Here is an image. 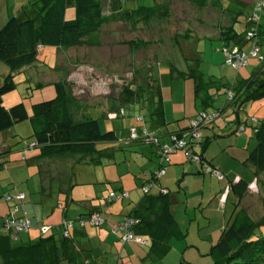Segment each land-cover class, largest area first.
I'll list each match as a JSON object with an SVG mask.
<instances>
[{"label": "trees", "instance_id": "trees-1", "mask_svg": "<svg viewBox=\"0 0 264 264\" xmlns=\"http://www.w3.org/2000/svg\"><path fill=\"white\" fill-rule=\"evenodd\" d=\"M110 1H113L117 7H121L119 0ZM188 1L198 7H205L209 2V0ZM260 3H262L260 0H253L250 10L246 11L242 8L245 12H239L238 10L241 8L238 7L236 17L238 18L239 14L241 16L243 14V17L246 18V21H243V23L245 22L243 31L238 32L234 26L237 22L236 17L230 26L219 28L221 41L219 50L223 59L219 65L221 73L217 78H209L203 82V73L195 66V61L198 58H191L187 55L185 58L190 61V64L187 65V71H176L174 68L171 71L174 78H181L182 81L192 79L194 94L199 97V94L203 93L202 105H211L213 110L210 112L203 110L204 108L198 110L189 118L185 128L167 134L168 141L162 140L160 136L148 130L141 122L142 116H133V125L127 128L128 135L126 137L130 142L140 141L142 144L154 145V152L159 159V167L155 172L147 173L148 177L142 181L140 186L142 196L129 213L123 219L110 225L109 231L118 235L123 243L132 242L147 247V254L152 253L157 257H162L171 248L170 241L176 236L175 231L177 232L176 221L171 210V198L165 188L161 187L157 194L150 193V191L154 186L159 187L158 179L165 174L166 162L169 161V156L172 153L181 151L186 160L199 163L203 173L218 179L225 177L220 169L206 163L202 153L198 152L205 146L201 131L210 127V124L215 122L222 112L233 110L236 119L224 121V123L230 128L233 126L232 124L236 123L235 131L231 132L234 134L243 132L245 130L244 123L249 120L255 145L241 163L249 162L257 172L264 173V116L258 117L252 114L247 116L243 123L241 120L238 122L239 111L244 104L264 98V50H261L264 49V21H260L264 14V5ZM28 6L29 9L21 7L18 13L9 16L0 26V61L9 68L8 74L0 81V132L9 129L18 122L27 121L31 133L25 138L21 137L15 143V145L23 143V153L37 148L42 157L80 155V159H85L96 153L99 154L100 148H97L95 144L112 141L117 135L113 129L102 131L98 119L90 116L76 122L72 120L70 114L72 98L68 94L64 79L54 82L55 95L53 97L34 102L29 108L23 102H17L6 108L3 105V96L15 87L12 77L23 72V67L38 61L39 51L43 47L97 46L99 44L98 32L103 22L102 0H75L74 16L70 19L64 18L65 0H35L28 3ZM151 9L152 7L139 6L136 9L122 8V11L129 17L136 13L148 18ZM177 43H180L179 40ZM134 44L140 43L137 41L129 42L131 47ZM246 45L248 46L245 49ZM254 45L257 47V51L252 56L250 52ZM184 47L180 44L182 51H184ZM231 53H234L231 60H235L237 55L244 54L245 63L237 67L227 64ZM249 59L255 61L254 69L249 76L240 79L235 77L231 82H225V69L231 68L238 72L248 65ZM223 77L225 78L224 82L222 81ZM147 83L150 82L147 81ZM132 87L131 89V85H129L126 88L131 92L130 95L124 94L127 101H133L134 97L140 95V90L144 88L143 86H139L140 88ZM209 90H213V93H209ZM215 101L218 102L216 107L212 105ZM119 112L122 114L121 116H125L123 110L120 109L115 117L120 115ZM203 114L207 115V118L204 119ZM158 115L162 119L161 113ZM192 121H195L196 127L191 124ZM132 129L135 131L134 137L131 136ZM227 131L230 129L227 128ZM196 133L199 137L194 136ZM180 142L182 144L176 146ZM13 147L0 152V170ZM194 155L199 156L198 162L193 160ZM88 160L92 163L98 162L99 159L90 157ZM206 166L216 169L221 177L205 172ZM161 169H164V173L158 174ZM232 181L227 182L228 189L232 194H235L237 200L234 201L235 208L231 216L221 229L216 244L212 247V250L217 254L212 264H264V234L256 232V227L264 226V216L256 220L240 204L241 196L249 183L234 185ZM237 181L235 180V184ZM260 181L263 182L264 186V180ZM237 186H243L240 192L236 190ZM17 192L19 191H8L2 195L3 200L10 204V211L2 218L1 225L2 235L0 237L3 239L1 240L0 255L4 264H60L62 261L70 262L76 257V252L72 250L74 244L71 242L70 229L83 227L85 224L90 225L88 218L93 213H98L102 222L99 225L91 226L99 228L105 223V218L100 210H89L85 212V215L63 219L57 225L39 222L35 228L40 229V225H46L49 228L45 233L40 231L41 236L36 240L27 244L12 246L10 239L17 238L20 233L26 232L33 226L31 220L27 218L30 221L27 230L19 232L15 237L4 232V220L7 216L26 218L16 214L18 206L25 196L17 203L5 200L7 194ZM124 192L127 193L126 197L114 201L128 198V191ZM16 205L17 210H14ZM129 220H132L133 224L128 230L133 236L140 237L143 243L122 239L123 232L120 230V226ZM64 221H70L71 226L65 228ZM54 228L60 231L58 238L54 234L46 235ZM65 231L68 233L67 236H64Z\"/></svg>", "mask_w": 264, "mask_h": 264}, {"label": "rangeland", "instance_id": "rangeland-1", "mask_svg": "<svg viewBox=\"0 0 264 264\" xmlns=\"http://www.w3.org/2000/svg\"><path fill=\"white\" fill-rule=\"evenodd\" d=\"M119 1V5L123 9L152 6L150 16L145 18L142 14L133 13L129 17L119 10L113 1L102 0L103 22L98 32L99 44L97 46H83L74 50L56 51L55 56L54 52L50 50L52 46L43 47L39 51L38 61H36L41 66H33L34 64L28 65L30 68L25 66L23 72L17 73L12 77L15 82L14 89L3 96V105L6 108L17 102H23L29 108L34 102L53 97L55 95L54 82L64 79L68 94L72 98L70 109L75 122L85 109L88 116L98 119L102 131L114 126L116 138L107 143L95 144L97 148L102 149L99 162L97 163L76 162L68 166L67 162L66 166L63 167L64 170L62 168L56 170L53 166H48L49 170L38 172L36 168L33 169L32 163L26 164V162H22L23 153L15 151L10 154V160L3 163L0 170V190L6 191L7 189H12L17 191L18 189H23L28 195L26 188L30 189L31 195L38 198V200L43 199V197L45 198L46 203L44 204L43 213L48 214L52 219L54 218V214L50 212L51 205H53L52 201L54 202L57 197L64 200L65 193L61 192V187H64L69 178L71 183H75L72 190L76 194V198H83V194L78 191L81 188L85 189L89 184L95 188L100 187L103 195L105 192L106 195L112 191L118 193L120 190L128 191L130 196L136 193L141 195L142 193L140 186L142 181L148 176L141 174L140 169L134 170L141 162L136 156L139 155V152H147V150L150 156L153 155L152 151L155 150V146L147 143L142 144L140 141L130 142L128 137L125 136L124 121L126 118L121 116L122 114L113 119L101 117V109L98 105L100 102L102 104L105 101L103 100L104 97L110 96L121 103L122 107L117 108L116 112L120 108H123L126 110L125 115L148 117L146 116V105L149 106L152 101L154 94L152 90H147L145 87L142 88L140 90L141 93L139 92L140 95L138 94L136 98L134 97L133 101L123 100L120 96L124 97V94H131L130 90H126L129 85L140 88L147 81L157 85L160 75L161 83L171 85L177 82L180 83L181 87V79H172V76L165 74V71H169L166 57L174 59L177 57L176 53L175 56L170 53L172 50L176 51V47H179L176 44L188 45L190 55L187 56L198 58L195 61V66L203 73V82L209 78L215 79L220 74V72H216V64H218L216 61L218 57L223 58L219 50L220 41H216L212 37H205L211 28H216V26L210 27L206 23L207 18L205 15L208 14L215 20L219 15L217 10L210 6L200 9V7L188 0ZM209 2L216 4L217 0H209ZM219 2H224L226 8L230 10L236 11L238 8L236 0H219ZM20 3V1L14 2L13 0H9L6 7L5 0H0V21H6L9 16L14 15L16 10L19 9ZM8 7L11 10L10 15L7 13ZM70 10H74V7L66 8L67 12ZM242 16L244 15L242 14ZM220 17H222L221 14ZM238 23L243 25L240 21H237L235 23L236 27ZM177 40L180 43H177ZM130 41H137L140 44H134L131 47L129 45ZM261 50L263 51L264 49L262 48ZM251 61L253 62L254 60L249 59L248 64ZM42 65L49 66L51 69L43 68ZM234 71H232L230 78L234 74ZM8 72L9 68L0 61V81ZM236 75L238 79L241 78L239 73H236ZM149 77V80L152 81L148 80ZM224 80L225 78L223 77L222 81L224 82ZM184 82L190 85V87L193 84L192 79H185ZM132 86L131 89L133 88ZM187 93L188 104L192 106L195 95H191L190 90ZM7 95H10L9 97H12V99L8 101L5 98ZM75 98L84 101H79L78 99L75 101ZM202 98H204L203 93H200L199 97H196V108L198 110L203 108L201 105ZM98 99L100 102H98ZM91 102H93L94 106L91 105ZM80 104L83 108L79 106ZM216 106H218V102L215 103ZM210 109L212 108H209L207 112H210ZM249 110L256 112V115L264 116V98L244 104L239 111L240 120L253 114ZM233 119H236V116L231 109L222 112L215 122L219 120V123H222V127L225 128L224 121L228 122ZM16 125H18L16 128L20 130V137L25 138L29 136L31 130L27 121L18 122ZM221 128L217 126L214 133H217L218 140L223 141L226 139V135H224L226 132H223ZM247 130H250V127H247ZM216 140L210 141L209 145L211 144V146L216 147ZM32 151L37 154L39 152L37 148L30 150V152ZM168 162L166 163L168 164ZM19 165H21L23 172L18 168ZM48 173L53 175V177H48ZM65 174H68L69 177L66 178ZM41 178L44 179L43 186H40ZM262 179L264 180V176ZM225 181L228 187L227 180ZM49 183L52 189V198L45 196L48 192ZM254 190L247 197H251L253 194L255 202L253 203L252 200L246 197L243 200V204L245 207L249 204L247 210L254 219L258 220L264 216V186L260 187L261 191L259 193ZM0 199L2 200L3 197L1 196ZM214 201L212 200L211 207ZM124 202L125 204L127 203L126 205H130L128 198H125ZM83 204L84 201L78 200L76 203H72V206L79 208ZM54 206L56 207L57 203ZM41 207L42 201H39L37 210L39 211ZM196 208L200 209V207ZM58 209V207L55 208V210ZM194 210L190 209V218L192 219L190 221L186 219L184 222L183 236L171 239V248L165 255L157 257L149 253L148 257L144 260L134 258L135 263L133 264H212L217 254L212 250V244H210L209 239L213 237L214 233L202 227L203 222L201 221L200 227L196 226L195 223L199 221L193 217V213L197 215ZM182 212L180 209L178 218H181L183 223ZM32 228L38 231L39 235L37 237H39L41 235L40 229ZM256 232L264 234V226L256 227ZM17 240L18 238L12 240L14 246L20 244ZM192 241H196V243L191 245ZM141 248L143 250L147 249V247ZM111 256L113 258L109 264L128 263L125 259L120 261L118 253L114 254L113 252ZM94 260L99 262L100 257L96 255Z\"/></svg>", "mask_w": 264, "mask_h": 264}, {"label": "crops", "instance_id": "crops-1", "mask_svg": "<svg viewBox=\"0 0 264 264\" xmlns=\"http://www.w3.org/2000/svg\"><path fill=\"white\" fill-rule=\"evenodd\" d=\"M8 1L9 0H5L6 7L8 5ZM13 1L21 2L19 9L21 7L29 9L28 3L33 2L35 0H13ZM236 2L238 7L241 8V10L238 11L242 12L243 11L242 8L246 9V11L250 10L253 0H236ZM74 4H75V0H65L66 7L64 11V18L70 19L74 16V10H70L69 12L66 11L67 7L70 8L72 6L74 7ZM209 6L217 10L219 12V15L218 18L215 20L211 18L208 14L205 15L207 18L206 23L210 27L216 26L215 29L211 28L208 35H205V37L207 38L212 37L214 40L220 41L219 28L230 26L233 23L234 18L237 16L236 15L237 10L236 11L230 9L228 10L226 8L225 3L219 2V0H217L216 4L208 2L207 6L200 7V9L201 8L205 9L206 7ZM118 8L119 10L122 11L121 7ZM19 9L16 10L15 14L18 13ZM7 13L8 15L11 14V10L9 9V7ZM220 14L222 15V17H220ZM240 16L241 15L239 14L238 18L236 17V21H240V23H242L243 25L238 23L236 27V25L234 24L238 32L243 31V29L245 28V22L243 23V21H246L245 17L243 16L240 17ZM260 21L262 22L264 21V14ZM4 22L5 21H0V26ZM212 30L215 31L212 32ZM176 45L179 46L178 48L176 47V51L172 50L170 52L174 56L176 53L177 56L176 59L171 57L169 58L168 56L166 57V64L169 67V71L168 70L165 71V74H169V76H172L171 71H173L172 70L173 68L176 69V71L186 72L187 65L190 64V61L186 60L185 58L186 55H190V50L188 49L189 46L188 45L186 46L184 44L185 46L184 51H182V49L180 48V44H176ZM220 45H221V41H220ZM247 46L248 45L245 46V49L247 48ZM81 47H51L52 49L50 50L54 52V56H55L56 51L74 50L75 48H81ZM222 59H223L222 57H218L216 61L218 63L216 64L217 73L218 72L221 73L220 71L221 67L219 65L221 64ZM32 64H34L33 66H39V67L41 66L40 63L37 64V62H34ZM254 66H255V61L253 62L251 61L248 65L238 70V72L234 71V74L231 76L232 79L230 78V75L233 70L231 68L225 69L224 71L225 72L224 75L226 78L225 82H229V81L231 82L232 80H234V78L237 77L236 73H239L241 75V78H245L249 76L251 71L254 69ZM26 67L30 68V66H26ZM42 67L47 69L50 68L49 66L46 65H42ZM160 78L161 75L158 77L159 82L157 85L155 83L152 84L146 82L143 86L147 90L149 89L152 90L154 94L150 105L149 106L146 105L147 108L146 116L148 117L145 118L143 117L141 122L148 130L153 131L156 135L160 136L162 140L168 141L167 134L185 128L188 124L189 118L192 117L198 111V108H196L197 96L194 94L193 84L190 87V85L182 81L181 87H180V83L177 82H174L171 85H167V84L165 85L160 82ZM172 79H181V78L172 77ZM188 90L191 91V95H195V99L193 100L192 106L189 105L187 101ZM209 93H213V90H209ZM9 96L10 95H7V97H5L7 98L8 101L12 99V97ZM120 98L125 100L124 97L120 96ZM76 99L78 98H75V101H77ZM103 100L105 101L101 104V102L98 99V102H100L98 106L101 109V117L113 119L117 114L116 109L122 107L121 103L118 102L117 99H114L110 96L104 97ZM79 101H84V100H79ZM215 103L216 102H214V104L212 105H215ZM91 105H93V102H91ZM79 106L82 107L81 104ZM202 107L204 108L203 110L205 111H208L209 108H212L210 110H213V106L211 105L203 104ZM120 109H122L124 113L126 112V110H124L123 108ZM249 111L250 113L256 115V112L251 110ZM160 113L162 119H160V115H158ZM70 114L73 120L72 111L70 112ZM119 114L121 115L120 112ZM86 116H88V114L87 112H85L84 109L77 121L82 120ZM118 116L119 115H117L116 117ZM256 116L263 117L259 115ZM124 117L126 118L124 121V125H125L124 129L126 136L127 128L133 125V116L125 115ZM244 121H245L244 119L241 120L242 123ZM238 122H240L239 117H238ZM16 124L12 125L9 129L0 132V152L7 151L8 149H10V147H13L18 140L21 139V137L19 136L20 130L19 128H16L18 126ZM232 125L233 126L231 128L229 127V125L224 128L222 127L223 124L219 123V120H217L210 127L205 128L201 131L203 135V139L205 141V146L203 147L202 150L200 149V151L198 152L202 153L203 157L207 161L206 162L204 160L206 163H209L213 167L220 169L224 173L225 177L223 179H218L214 176L203 173L201 170L202 169L201 165L199 163L186 160L183 153L181 151H177L169 156V162L166 166L165 174L158 179L159 187L154 186L150 191V193L157 194L159 193L161 187L168 190L169 196L172 201L171 210L177 226V232L175 231L176 239L183 236V229L185 225L184 222L186 219L188 221L192 219L190 218V209H195L194 212H196L197 215L193 213V217H195L196 220L199 221L195 223L196 226L200 227L199 225L201 224L200 221L203 222L202 227H205V229L211 230V232L214 233L213 237L209 239L210 244H212L211 247H213L216 244L221 229L223 228V226L225 225L226 221L229 219L235 208L234 201L237 200L235 194H232V192L226 186L225 180H227V182L233 180L232 184L234 185H237L238 183H240L241 185L242 184L244 185L245 183H249L243 195L241 196L240 204L242 206H244L243 204L244 198H246L248 194H250V192H252L254 189L256 190L254 191L257 193L261 191L260 187L263 186V182H261L260 180H262L264 173L257 172L255 167L249 162L241 163L247 156L248 152L255 145V140L253 138L252 130L251 129L247 130V127H249L251 123L249 121H246L244 123L245 130L238 134L231 133L232 131H235L236 123ZM217 126L219 128L222 127L221 129L223 130V132H226L224 134L226 135V139L223 141L218 140L217 133L216 134L214 133V130H216ZM227 128L230 129V131H227ZM107 129H113L115 131L114 126H111L110 128ZM214 139L216 140V147L211 146V144L209 145L210 141H213ZM22 150H23V143H19L16 146H14L12 148V152L8 154V157L4 161V163L10 160V154L13 153V151L23 153ZM101 150L102 149L100 148L99 154L96 153L90 157L94 159H99ZM152 154L154 156L153 155L150 156L148 150L147 152L144 151L139 152V155L136 157H138L141 160V162L139 166L134 170L137 171L138 169H140L141 171L140 173L145 174L146 176L147 173H151L157 170V168L159 167V159L155 154L154 150L152 151ZM90 157H86L85 159H80V155L42 157L39 155V153L37 154L34 151L30 152V150H27L26 152L23 153L22 162H26V164L30 162L32 163V167H34L33 169L36 168L38 172L39 171L44 172V170H49L48 166H53V168H56V170L58 168L63 169V167L66 166L67 162H68V166L76 162L91 163L88 160L90 159ZM94 163L97 162L96 161L92 162V164ZM18 168L23 172V169H21L22 168L21 165H19ZM48 175H49L48 177H53V175H50L49 173ZM65 176L66 178L69 177L68 174H65ZM235 180H238L236 184H235ZM43 183H44V179L41 178L40 186H43ZM70 183L71 182L69 178L66 184L64 185V187H61V192L65 193L64 200H61L60 197H57L55 198L54 202L52 201L53 205H51L50 212L54 214L53 219L50 218L48 214L43 213L44 204L46 203L44 197L43 199L38 200V198H35V196L31 195L32 192L28 188H26V190L28 191V195L23 189L17 190L19 192L24 193L25 197L22 200V202L19 204L18 211L16 214L19 216L29 218L33 225L32 227H35V225L39 222L49 225H57L63 219H71L77 215H85V212H88L89 210L102 211V214L105 218V223L104 225H102V227L98 228L85 224L83 227H75L74 229H70L71 242L74 244L72 250L76 252V257H74V259L70 262L62 261L60 264H109V262L113 258V256H111L113 252L114 254L118 253L119 259H121L120 261H123V259H125V261L128 262L127 264L135 263L133 260L134 258H136L137 260H144L146 259V257H148L147 249L143 250L141 248L143 246H140L132 242L123 243L118 238L119 237L118 235H114L109 231L110 225L112 223L118 222L119 220L123 219L127 215V213H129V211L133 208V206L137 203V201H139L140 197L142 196V193L141 195L136 193L133 196H130L129 194L128 201H130V205H126L127 203L125 204L124 199L116 202L107 201V195L109 193L105 195L106 193L105 192L103 195L102 194L103 191L101 190L100 187L95 188L90 184L89 186H86L85 189L81 188V190L78 191L79 193L83 194V198H76L75 197L76 194L72 190L75 183H71V184ZM242 188L243 186L242 187L237 186L236 190L240 192ZM8 191H16V190H12V189H7L6 191L0 190V197ZM46 194L47 195L45 196H49L52 198L51 196L52 189L50 183L48 187V192ZM247 198L249 200H252L253 203L255 202V200H253L254 199L253 194L251 195V197L249 196ZM78 200L84 201V204L79 208L73 207L72 203H76V201ZM212 200L215 201L212 203L213 205L211 207ZM39 201H42V207L38 211L37 204L39 203ZM56 203L57 206L55 207L54 205H56ZM248 206L247 207L244 206V207L247 209ZM57 207L59 209L55 210V208ZM196 207H200V209H197ZM180 209L183 211L182 212L183 223L181 218H178V213ZM9 211H10V204L6 203L3 199L2 200L0 199V235H2L1 232L2 218L5 215H7ZM49 234H54L55 237L58 238L60 231L54 228L46 235ZM38 235H39L38 231L33 230V228H30L25 233L22 232L18 235L17 242L19 241L20 243L19 245L27 244L39 238L37 237ZM2 239L3 238L0 237V247L2 246V241H1ZM12 240L13 239H10V244L14 246ZM194 243H196V241H192L191 245H194ZM197 247L199 246L197 245ZM96 255L100 257V261H99L100 263L94 260ZM0 264H4L1 255H0Z\"/></svg>", "mask_w": 264, "mask_h": 264}, {"label": "built area", "instance_id": "built-area-1", "mask_svg": "<svg viewBox=\"0 0 264 264\" xmlns=\"http://www.w3.org/2000/svg\"><path fill=\"white\" fill-rule=\"evenodd\" d=\"M262 3H260L261 5H264V0H260ZM257 51V47L254 45L251 49L250 54L252 56H254L256 54ZM232 55H234V53H231L230 56V60L227 61V64L231 65L232 67H237L240 66L241 64H244L246 61V57L244 54H240L237 55L235 60H231ZM203 118H207V115L203 114L202 115ZM210 118V117H209ZM191 124L196 127V123L195 121H192ZM132 134L131 136L134 137L135 136V131L132 129ZM195 137H199V135L196 133L194 134ZM180 143H177L176 146H179ZM170 151H173L174 149H168ZM193 160L198 162L199 156L198 155H194L193 156ZM205 172H209L210 174L216 175L218 177H221V174L216 170V169H211L209 166L205 167ZM164 173V169H161L158 171V174H163ZM127 193H125L124 191L121 192H110L108 197H107V201H114L117 200L119 198H123L126 197ZM24 197V194L21 192H17V193H13V194H7L5 196V200L9 201V202H14L17 203L20 200H22ZM14 210H17V205L14 207ZM102 222V219L100 218L98 213H93L89 216L88 218V224L90 225H99ZM80 224H83L82 222H80ZM133 224L132 220H129L125 223H123L120 226V230L123 232L122 234V239L123 240H133L139 243H143V240L140 237H136L133 236V234L128 230V228L130 227V225ZM63 225L66 227L71 226V222L70 221H64ZM30 226V221L27 218H19V217H13V216H7L6 219L4 220V232L8 233L10 236L15 237L19 232L25 231L29 228ZM40 231L42 233H45L48 230V226L46 225H40L39 226ZM67 232H64V236H67Z\"/></svg>", "mask_w": 264, "mask_h": 264}]
</instances>
